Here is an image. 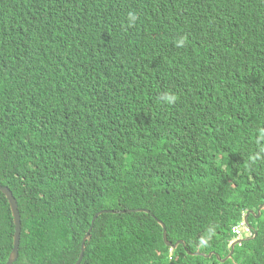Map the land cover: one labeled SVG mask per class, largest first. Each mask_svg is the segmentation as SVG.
Returning <instances> with one entry per match:
<instances>
[{
    "label": "trees",
    "instance_id": "1",
    "mask_svg": "<svg viewBox=\"0 0 264 264\" xmlns=\"http://www.w3.org/2000/svg\"><path fill=\"white\" fill-rule=\"evenodd\" d=\"M0 185L12 264H75L99 211L81 264H264L263 208L190 255L264 204V0H0Z\"/></svg>",
    "mask_w": 264,
    "mask_h": 264
},
{
    "label": "water",
    "instance_id": "2",
    "mask_svg": "<svg viewBox=\"0 0 264 264\" xmlns=\"http://www.w3.org/2000/svg\"><path fill=\"white\" fill-rule=\"evenodd\" d=\"M0 192L3 193L5 195V198L7 199L8 203H9V206H10V210H11V214H12V218H13V224L15 226V233H14V236H13V249L9 255V258H8V261L6 264H12L16 261L17 259V251H18V247H19V242H20V235H21V220H20V214H19V210H18V207H17V202L15 200V198L13 197V194L11 193V191L7 188V187H3L0 185ZM263 205L262 204L259 208H258V215H257V218L260 217V210L263 208ZM101 214V213H98L94 218L93 220L91 221V226L88 230V232H91L92 230V227H93V224H94V221L96 219V217ZM249 215L251 216H255V213L253 210H250L248 211L245 215H244V223L248 226V217ZM160 226L162 227L163 229V240L164 242L167 244L168 247H170V249L174 250L178 247V245H184V242L183 241H178L174 244L170 243L167 241L166 239V229H165V226L162 222H159ZM89 239V233L86 234L85 238L83 239V241L81 242V247H80V255L78 257V260L76 262V264H80L82 262V259H83V255H84V252H85V241ZM243 240H235L233 241L231 244H230V251H229V254L227 255V257H225L223 260H221L222 262L230 259L232 257V254H233V250H234V247L236 245H239ZM190 255H196V256H203V257H206V258H211L212 256H215L217 258V260H220L219 259V256L213 252L209 253L208 255H204L202 253H200L199 251L195 252V253H191Z\"/></svg>",
    "mask_w": 264,
    "mask_h": 264
},
{
    "label": "clouds",
    "instance_id": "3",
    "mask_svg": "<svg viewBox=\"0 0 264 264\" xmlns=\"http://www.w3.org/2000/svg\"><path fill=\"white\" fill-rule=\"evenodd\" d=\"M182 44H183V41H180V42H178V44H177V46L178 47H180V46H182ZM164 99L166 100V102H168V103H173L174 102V100H175V97H173V96H171V95H167V96H165L164 97ZM167 129H168V127H167ZM3 187H5V186H3ZM3 194V193H2ZM4 195V194H3ZM5 196V195H4ZM7 200V199H6ZM9 204V203H8ZM10 207V206H9ZM17 207H18V205H17ZM19 210V209H18ZM11 211V210H10ZM129 212H137V210H130ZM98 213H101V214H103V213H112V214H115L116 212H114V211H104V212H101V211H99V212H97L94 216H93V218L98 214ZM124 213V212H123ZM101 214H99L97 217H96V219L101 215ZM246 214V213H245ZM244 214V215H245ZM243 215V216H244ZM11 216H12V214H11ZM93 218H92V220H93ZM13 219V218H12ZM96 219H95V221H96ZM21 220V219H20ZM61 220V218L60 219H53V218H50V219H48V220H46L45 221V223L43 224V226H42V228H41V237H42V239H41V242L42 243H46V238H47V236H48V234H49V232H50V230H51V226H52V224L53 223H57V222H59ZM91 220V221H92ZM95 221H94V223H95ZM242 224H243V227H244V231L241 233V235L240 236H238L237 234H235L234 233V235H235V237H234V239L230 242V244L233 242V241H235V240H246L247 238H249L250 236H251V231H249V229H248V226L244 223V221H242ZM90 226H91V224H90ZM93 226H94V224H93ZM237 227H239V226H237ZM90 228V227H89ZM92 229H93V227H92ZM89 230V229H88ZM92 231V230H91ZM163 232V231H162ZM14 233H15V226H14ZM87 233H89V239L88 240H86L85 241V246H86V244L90 241V239H91V234H90V232H86L85 233V235H84V237L82 238V241H83V239L85 238V236H86V234ZM14 236V235H13ZM162 236H163V233H162ZM81 241V242H82ZM242 241V242H243ZM241 242V243H242ZM240 243V244H241ZM166 244V243H165ZM230 244H229V248H230ZM239 244V245H240ZM167 245V244H166ZM168 247V246H167ZM170 248V247H169ZM55 249H57V247L55 248ZM86 249V248H85ZM171 251H173L172 249H170ZM42 253H45V254H49V255H52L53 256V250L52 251H48V252H46V251H41ZM85 253V252H84ZM83 257H84V255H83ZM227 257V256H226ZM219 259L220 260H218V261H221L222 259L219 257ZM78 260V259H77ZM227 261V260H226ZM77 262V261H76ZM225 262V261H224ZM76 264V263H75ZM81 264V263H80Z\"/></svg>",
    "mask_w": 264,
    "mask_h": 264
},
{
    "label": "built area",
    "instance_id": "4",
    "mask_svg": "<svg viewBox=\"0 0 264 264\" xmlns=\"http://www.w3.org/2000/svg\"><path fill=\"white\" fill-rule=\"evenodd\" d=\"M240 228H241V230H238V229H240ZM233 231H234L235 234H237L238 236H240L241 233L244 231L243 224L241 223V224L239 225V227L234 228Z\"/></svg>",
    "mask_w": 264,
    "mask_h": 264
},
{
    "label": "rangeland",
    "instance_id": "5",
    "mask_svg": "<svg viewBox=\"0 0 264 264\" xmlns=\"http://www.w3.org/2000/svg\"><path fill=\"white\" fill-rule=\"evenodd\" d=\"M260 207V206H259ZM263 210H264V207H263ZM257 215H258V210L255 212V219H254V221H256L258 218H257ZM243 219H244V216H242V220H241V222L243 221ZM261 220L264 222V211H263V215L261 216ZM253 222V221H252Z\"/></svg>",
    "mask_w": 264,
    "mask_h": 264
}]
</instances>
